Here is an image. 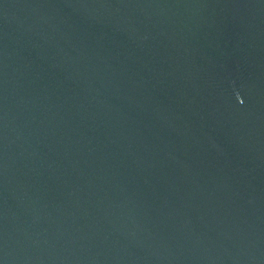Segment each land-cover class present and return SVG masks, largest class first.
I'll return each mask as SVG.
<instances>
[{
	"label": "water",
	"instance_id": "1",
	"mask_svg": "<svg viewBox=\"0 0 264 264\" xmlns=\"http://www.w3.org/2000/svg\"><path fill=\"white\" fill-rule=\"evenodd\" d=\"M0 264H264V0H0Z\"/></svg>",
	"mask_w": 264,
	"mask_h": 264
}]
</instances>
